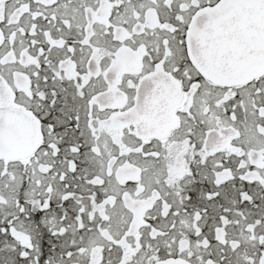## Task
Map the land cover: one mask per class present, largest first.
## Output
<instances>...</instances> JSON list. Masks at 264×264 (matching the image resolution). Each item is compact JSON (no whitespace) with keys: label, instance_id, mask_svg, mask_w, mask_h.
<instances>
[{"label":"snow or ice","instance_id":"6c2138e0","mask_svg":"<svg viewBox=\"0 0 264 264\" xmlns=\"http://www.w3.org/2000/svg\"><path fill=\"white\" fill-rule=\"evenodd\" d=\"M0 264H264V0H0Z\"/></svg>","mask_w":264,"mask_h":264}]
</instances>
